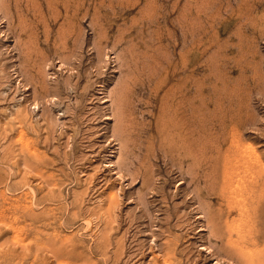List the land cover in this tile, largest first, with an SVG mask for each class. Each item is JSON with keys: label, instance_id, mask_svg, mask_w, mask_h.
Listing matches in <instances>:
<instances>
[{"label": "rangeland", "instance_id": "1", "mask_svg": "<svg viewBox=\"0 0 264 264\" xmlns=\"http://www.w3.org/2000/svg\"><path fill=\"white\" fill-rule=\"evenodd\" d=\"M263 169L264 0H0V264H264Z\"/></svg>", "mask_w": 264, "mask_h": 264}, {"label": "bare ground", "instance_id": "2", "mask_svg": "<svg viewBox=\"0 0 264 264\" xmlns=\"http://www.w3.org/2000/svg\"><path fill=\"white\" fill-rule=\"evenodd\" d=\"M10 130H11V127H10ZM235 130H236V129H235ZM11 131H12V130H11ZM234 132H235V131H234ZM22 136H23V135H22ZM24 138H25V137H24ZM25 139H26V138H25ZM229 139H230V138H229ZM22 141H23V140H22ZM248 141H249V140H248ZM228 143H229V142H228ZM249 143H250V142H249ZM20 145H21V144H20ZM24 145H25V144H24ZM250 145H251V144H250ZM21 146H23V144H22ZM248 146H249V145H248ZM24 147H25V146H24ZM225 147H226V146H225ZM249 147H250V146H249ZM253 148H254V147H253ZM21 150H22V148H21ZM29 150H30V149H29ZM224 150H225V149H224ZM22 151H23V150H22ZM10 152H11V151H10ZM255 152H256V151H255ZM235 153H236V152H235ZM241 153H242V152H241ZM248 153H249V152H248ZM250 153H251V152H250ZM30 154H31V153H30ZM251 154H253V152H252ZM257 154H258V153H257ZM12 155H13V152H12ZM36 155H37V154H36ZM258 155H259V154H258ZM226 156L228 157V155H226ZM245 156H246V155H245ZM253 156H254V155H253ZM12 157H13V156H12ZM23 157H24V156H23ZM35 157H37V156H35ZM243 157H244V156H243ZM251 157H252V156H251ZM225 158H226V157H225ZM231 158H232V157H231ZM259 158H260V157H259ZM259 158H258V159H259ZM7 159H9V158H7ZM258 159H257V160H258ZM39 160H40V159H39ZM222 160H223V159H222ZM259 160H260V159H259ZM259 160H258V161H259ZM258 161H257V162H258ZM52 162H53V161H52ZM227 162H228V161H227ZM254 162H255V161H254ZM257 162H256V163H257ZM26 163H27V162H26ZM233 163H234V162H233ZM237 163H238V161H237ZM247 163L249 164L248 161H247ZM261 163H262V162H261ZM258 164H259V162H258ZM237 165H238V164H237ZM253 166H254V165H253ZM28 167H29V166H28ZM223 167H224V166H223ZM225 167H226V166H225ZM227 167H228V166H227ZM231 167H232V166H231ZM244 167H245V166H244ZM29 168H30V167H29ZM233 168H234V167H233ZM237 168H238V167H237ZM261 168H263V167H261ZM261 168H260V172H261ZM40 169H41V168H40ZM229 169H230V168H229ZM225 170H226V169H225ZM253 170H254V169H253ZM263 171H264V169H263ZM224 172H225V171H224ZM231 172H232V171H231ZM231 172H230V173H231ZM254 172H255V170H254ZM38 173H39V172H38ZM117 173H118V172H117ZM232 173H233V172H232ZM27 174H28V173H27ZM40 174H41V173H40ZM248 174H249V173H248ZM250 174L252 175V173H250ZM260 174H261V173H260ZM46 175H47V174H46ZM46 175H44V176H46ZM222 175H223V174H222ZM226 175H227V174H226ZM41 176H43V175H41ZM49 176L51 177V175H49ZM228 176H229V175H228ZM232 176H233V175H232ZM252 176H253V175H252ZM23 177H24V174H23ZM46 177H47V176H46ZM253 177H254V176H253ZM253 177H252V178H253ZM263 178H264V177H263ZM22 179H25V178H22ZM51 179H52V178H51ZM224 180H225V179H224ZM250 180H251V179H250ZM48 181H49V180H48ZM53 181H54V180H53ZM255 181L257 182V180H255ZM240 182H241V180H240ZM223 183H225V182H223ZM223 183H222V184H223ZM228 183H229V182H228ZM242 183H244V182H242ZM257 183H258V182H257ZM47 184H48V183H47ZM49 184H51V182H50ZM53 184H54V183H53ZM53 184H52V185H53ZM230 184H231V183H230ZM239 184H240V183H239ZM250 184H251V182H250ZM258 184H259V183H258ZM258 184H257V185L255 184V185L258 186ZM20 185H21V184H20ZM57 185H58V184H57ZM245 185L247 186V182H246ZM255 185L253 184V185H250V186H255ZM237 186H238V185H237ZM243 186H244V184H243ZM248 186H249V182H248ZM238 187H239V186H238ZM238 187H237V188H238ZM244 187H245V186H244ZM244 187H243V188H244ZM223 188H225V187H223ZM229 188H230V187H229ZM47 189L49 190V188H47ZM239 189L242 190V188H240V187H239ZM239 189H236V190L239 191ZM244 189H245V188H244ZM259 189H260V188H259ZM221 190H222V189H221ZM223 190H224V189H223ZM231 190H232V188H231ZM247 190H248V189H247ZM50 191H51V190H50ZM227 191H228V190H227ZM258 191H259V190H258ZM233 192H234V191H233ZM234 193H235V192H234ZM51 194H52V192H51ZM115 194H116V193H115ZM237 194H238V193H237ZM239 194H240V193H239ZM245 194H246V193H245ZM49 195H50V194H49ZM108 195H109V194H108ZM108 195H107V196H108ZM258 195H259V194H258ZM52 197H53V196H52ZM108 197H109V196H108ZM115 197H117V196L115 195ZM263 197H264V196H263ZM231 198H232V197H231ZM109 199H110V197H109ZM109 199H108V200H109ZM224 199H225V198H224ZM233 199H234V198H233ZM236 199H237V197H236ZM248 199H249V198H248ZM253 199H254V198H253ZM240 201H241V200H239V202H240ZM106 202H109V201H106ZM111 202H112V201H111ZM111 202H109V203L111 204ZM250 202H252V201H250ZM113 203H114V202H113ZM225 203H226V202H225ZM252 204H253V203H252ZM256 204H257V203H256ZM111 205H112V204H111ZM113 205H114V204H113ZM237 206H238V205H237ZM103 208H104V207H103ZM112 208H113V206H112ZM201 208H202V207H201ZM239 208H241V206H240ZM255 208H256V206H255ZM106 209H107V208H106ZM113 209H114V208H113ZM113 209H111V210H113ZM236 209H238V208H236ZM241 209H242V208H241ZM104 210H105V209H104ZM244 210H245V209H244ZM237 211H238V210H237ZM242 211H243V210H242ZM100 212H101V211H100ZM198 212H199V211H198ZM217 212L219 213V210H218ZM220 212H221V211H220ZM245 212H246V211H245ZM14 213H15V212H14ZM92 213H93V212H92ZM236 213H237V212H236ZM240 213H241V212H240ZM245 214H246V213H245ZM0 216H1V215H0ZM4 216H5V215H4ZM109 216H110V214H109ZM1 217H2V216H1ZM232 217H233V216H232ZM3 218H4V217H3ZM49 218H50V217H49ZM239 218H240V217H239ZM41 219H42V218H41ZM217 219H218V218H217ZM247 219H248V218H247ZM233 220H234V219H232V221H233ZM238 221H239V220H238ZM7 222H8V221H7ZM45 222H47V221L45 220ZM245 222H246V221H245ZM108 223H109V222H108ZM108 223H107V224H108ZM232 223H233V222H232ZM5 224H6V223H5ZM242 224H243V223H242ZM245 224H246V223H245ZM252 224H253V223H252ZM12 225H13V224H12ZM227 225H228V224H227ZM246 225H247V224H246ZM249 225H250V224H249ZM10 226H11V225H10ZM109 226H110V225H109ZM228 226H229V225H228ZM234 226H235V225H234ZM236 226H237V224H236ZM236 226H235V227H236ZM238 226H239V224H238ZM238 226H237V227H238ZM243 226H245V225H243ZM247 226H248V225H247ZM237 227H236V229H234V227H233V230H234L235 233H236V230H237V229H238L237 232H240L239 230H241V228L239 229V228H237ZM13 228H14V227H13ZM230 229H231V227H230ZM230 229H229V230H230ZM249 229H251V228L249 227ZM226 230H227V229H226ZM227 231H228V230H227ZM241 231L243 232V230H241ZM247 231H248V230H247ZM254 231H256V226H255V230H254ZM103 234H104V233H103ZM228 234H229V233H228ZM244 234H245V233H244ZM236 235H237V234H236ZM238 235H239V233H238ZM241 235H242V234H241ZM241 235H239V236L242 237ZM245 235H247V234H245ZM239 236H238V237H239ZM39 237H40V235H39ZM227 237H228V236H227ZM240 237H239V241H238V242H237L236 239H235L234 241L232 240L234 243L236 242V243L238 244V246L240 245L239 242L244 241V239H247V240H248V238H245L246 236L244 237V235H243L244 239L241 238V240H240ZM247 237H248V235H247ZM252 237H253V236H252ZM40 238H41V237H40ZM40 238H39V239H40ZM45 238H47V237H45ZM45 238H44V240H45ZM234 238H235V237H234ZM250 238H251V237H249V240H251V241L254 242L255 238H254V240H253V238H252V239H250ZM49 239H50V238H49ZM226 239H227V238H226ZM228 239H229V238H228ZM228 239H227V240H228ZM41 240H42V239H41ZM44 240H43V241H44ZM107 240H108V239H107ZM107 240H106V241H107ZM229 240H230V239H229ZM47 241H48V240H47ZM104 241H105V240H104ZM251 241H250V242H251ZM226 242H227V241H226ZM233 242H230L232 245H231V244H228L229 241L227 242V244H228V245H231V246L234 248V246H236V245L233 244ZM245 242L248 243V241H246V240H245ZM103 243H104V242H103ZM247 243H246V244H247ZM262 243H264V242H262ZM42 244H43V243H42ZM165 244H166V243H165ZM165 244H164V246H165ZM167 244H168V243H167ZM225 244H226V243H225ZM244 244H245V243H244ZM244 244H243V245H244ZM248 244H249V243H248ZM251 244H252V243H251ZM46 245L48 246L49 244H46ZM169 245H170V244H169ZM233 245H234V246H233ZM262 245H263V244H262ZM21 246H22V245H21ZM43 246H44V244H43ZM47 246H46V248L48 249L49 246H48V247H47ZM108 246H110V244H109ZM207 246H209V245H207ZM240 246L242 247V244H241ZM101 247H102V246H101ZM236 247H237V246H236ZM236 247H235V248H236ZM241 247H237L236 249H237V250H238V249L240 250ZM244 247H245V246H244ZM244 247H242V248H244ZM247 247H248V246H247ZM247 247H245V248L247 249ZM251 247H252V246H251ZM251 247H250V248H251ZM165 248H166V247H165ZM169 248H170V247H169ZM207 248H208V247H207ZM49 249H50V248H49ZM162 249H163V248H162ZM166 249H167V248H166ZM171 249H172V248H171ZM229 249H230V247H229ZM246 249H245V250H246ZM234 250H235V249H234ZM234 250H233V251H234ZM237 250H235L234 253H235L237 256H238V254L241 253L242 255L240 254V255H239V258L242 257V259H243V258L245 259L246 257H245L244 255L247 254L248 252L244 254V252H245L244 249H243L244 252H242L241 250H240L241 252H239V251H237ZM248 250H249V249H247V251H248ZM251 250H252V249H251ZM260 250H261V249H260ZM47 251H48V250H47ZM166 251H167V250H166ZM208 251H209V250H208ZM253 251H254V250H253ZM255 251H257V250H255ZM255 251H254V253H255V257H256V252H255ZM5 252H6V251H5ZM116 252H117V251H116ZM169 252H171V251H169ZM261 252H262V251H261ZM263 252H264V251H263ZM2 253H3V252H2ZM105 253H106V252H105ZM252 253H253V252H251L250 254H252ZM4 254H5V253H4ZM10 254H11V253H10ZM12 254H13V253H12ZM16 254H17V253H16ZM16 254H15V255H16ZM52 254H53V253H52ZM163 254H164V253H163ZM166 254L168 255V253L165 252L164 255L166 256ZM172 254H173V253H172ZM248 254H249V253H248ZM259 254H260V251H259ZM262 254H263V253H262ZM262 254H261V255H262ZM170 255H171V254H170ZM108 256L110 257V255H108ZM112 256H113V255H112ZM157 256H158V254H157ZM171 256H172V255H171ZM249 256H253V255H249ZM55 257H56V256H55ZM159 257H160V256H159ZM163 257H164V256H163ZM163 257H162V258H163ZM166 257H168V256H166ZM259 257H260V256H259ZM259 257H258V258H259ZM12 258H14V257H12ZM20 258H21V257H20ZM20 258H18V259H20ZM162 258H161V260H162ZM222 258H224V257H222ZM253 258H254V256H253ZM256 258H257V257H256ZM258 258H257V260H258V263H259V262L261 261V259L263 258V256H261V259H258ZM10 259H11V258H10ZM163 259H164V258H163ZM216 259H217V258H216ZM229 259H230V256H229ZM242 259H241V260H242ZM244 259H243V261H244L243 263H245V261H246V263H247V260H250V259L248 258V256H247L246 260H244ZM16 260H17V259H16ZM170 260H171V259H170ZM255 260H256V259H255ZM257 260H256V263H257ZM259 260H260V261H259ZM262 260H263V259H262ZM232 261H233V260H232ZM235 261H236V259H235ZM253 261H254V259H253ZM19 262H20V260H19ZM43 262H44V261H43ZM165 262H167V261H165ZM169 262H170V261H168V263H169ZM172 262H173V261H172ZM249 262H250L251 264H252V263L254 264V262H251V260L248 261V263H249ZM261 262H262V261H261ZM170 263H171V262H170ZM170 263H169V264H170ZM256 263H255V264H256ZM171 264H172V263H171ZM234 264H235V263H234ZM260 264H261V263H260Z\"/></svg>", "mask_w": 264, "mask_h": 264}]
</instances>
